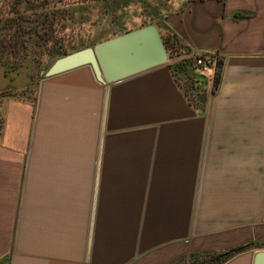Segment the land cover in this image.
<instances>
[{
  "label": "crops",
  "instance_id": "obj_1",
  "mask_svg": "<svg viewBox=\"0 0 264 264\" xmlns=\"http://www.w3.org/2000/svg\"><path fill=\"white\" fill-rule=\"evenodd\" d=\"M248 6L184 0L156 24L224 60L205 107L172 71L185 53L117 83L83 66L40 77L35 100L0 96V264H168L237 243L264 156V26L256 10L233 17ZM24 71L0 66V93L29 87ZM255 252L220 264H253Z\"/></svg>",
  "mask_w": 264,
  "mask_h": 264
},
{
  "label": "rangeland",
  "instance_id": "obj_2",
  "mask_svg": "<svg viewBox=\"0 0 264 264\" xmlns=\"http://www.w3.org/2000/svg\"><path fill=\"white\" fill-rule=\"evenodd\" d=\"M182 1L184 0H105L99 3H93L86 6V8L84 9H76V11L74 12V22L69 31L59 32V24L56 25L55 23L54 26H56L58 30L52 28L51 32L53 31L55 33L50 32V36H54V38L56 36H62L65 40L76 46H79L82 43H87L88 46H93L94 39H99L102 37L110 38L124 33L125 31H130L149 23L157 24L161 16L165 15L164 13H168V11L180 7ZM241 1L244 4H248L249 8L240 9L238 11H240L242 15L245 13L247 14L248 12L252 13L251 10L258 11V13H256L255 15L256 20H258V22L264 26V0ZM51 20L54 21L55 19ZM0 25H2L1 19ZM53 53L54 52H52L51 48L48 49L47 47L39 52H36V54L38 55L37 59H35L36 63H33V59H30L28 56L26 57L24 54H22V56L26 57V59L24 60V62H26H22L24 64L20 68H24L25 71L27 68L28 71H31L33 73L34 78L33 83L29 87L15 93L22 95L27 92L26 94H28L33 100H35L37 89L36 86L39 82L40 77L42 78L45 76L44 73L40 74V70L47 71L48 68L51 67V65L54 63V61L59 58L56 57L57 55L55 54L52 55ZM20 60L21 59L15 58L9 59L7 62L8 64H17L21 62ZM170 61L171 59L169 60V62ZM221 61L222 63L220 66V79L216 84L214 78L213 82L210 85L208 83V79L193 70V67L189 68L188 63H185V65H183V69H190L193 74V80L187 79L188 76L185 75L183 70L178 73V79L176 80L182 86V88H184L185 91L188 88V92L193 91L195 93V95H192V93L190 96L188 95L190 100L194 99L193 102L195 103V105L199 104L200 106L205 107L207 103L206 101L208 99V94L215 95L217 93L220 87L224 70V60ZM4 82L6 81H0V83ZM2 93L13 94L14 92H12V90H7L6 92ZM2 93H0V96ZM244 111H246V113L244 112L245 115H248V110L246 109ZM232 112V115L240 116L241 110H236V114H234V111ZM255 113L256 109H254L253 115H256ZM257 115L264 116V107L257 110ZM261 152L264 153V149L261 150ZM252 183V203L250 205H247V211L245 213L243 212L244 207H242V211H240L241 206H238L239 216L237 220V233L239 234L237 237V243L235 245L221 250L204 249L191 251L189 253L180 255L178 258L170 261L168 264H190L192 260L191 255L193 254L198 256L196 258L197 260L203 257H211L214 260H221L224 258L225 260L235 253L243 251L245 249L264 247V218L261 217V197L263 190L262 186L264 183V156L253 158ZM250 220L251 222H249ZM157 223L159 229V222ZM256 242H258L259 244L255 245Z\"/></svg>",
  "mask_w": 264,
  "mask_h": 264
},
{
  "label": "trees",
  "instance_id": "obj_3",
  "mask_svg": "<svg viewBox=\"0 0 264 264\" xmlns=\"http://www.w3.org/2000/svg\"><path fill=\"white\" fill-rule=\"evenodd\" d=\"M102 1L105 0H0V19L2 21V25H0V66L5 67L7 71L17 70L26 62H24V60L27 56L33 59V63H36L35 59L38 57L36 52L41 51L45 47L48 49L51 48L52 52H54L52 55L55 54L57 55L56 57H60L88 46L87 43H82L79 46L72 45L62 36H56L55 38L54 36L51 37L50 32L52 28L58 30V28L54 26L55 23L56 25L59 24V32L69 31L74 22V12L76 9H84L90 4ZM251 15H253V13L248 12L242 15L240 11H236L233 17L236 19H243ZM51 19L55 20L52 21ZM51 33L55 32L52 31ZM162 37L170 58L187 53L191 50V48L183 43L175 34ZM104 39L107 38L102 37L94 39L93 45ZM22 54L26 57L22 56ZM15 58L21 59V62L17 64H8L7 61L9 59ZM185 63H188L189 68L192 67V62L190 60H183L173 63L171 65L172 71L176 79H178V73L183 70L185 75L188 76L187 79L193 80V74L190 69H183ZM219 63L215 84L220 79V66L222 61L220 60ZM185 92L189 96L191 93L195 95L193 91L188 92V88ZM7 95L19 94H1V96ZM193 100L191 101L195 104ZM197 106L200 105L198 104ZM258 244V242L255 243V245ZM197 257L198 256L195 254L191 255L192 260L190 264H220L224 260V258L221 260H214L211 257H203L197 260Z\"/></svg>",
  "mask_w": 264,
  "mask_h": 264
},
{
  "label": "water",
  "instance_id": "obj_4",
  "mask_svg": "<svg viewBox=\"0 0 264 264\" xmlns=\"http://www.w3.org/2000/svg\"><path fill=\"white\" fill-rule=\"evenodd\" d=\"M169 60L159 28L156 23H149L62 55L43 73L50 77L90 66L98 82L112 84L166 65ZM252 250H256L253 264H264V247Z\"/></svg>",
  "mask_w": 264,
  "mask_h": 264
},
{
  "label": "built area",
  "instance_id": "obj_5",
  "mask_svg": "<svg viewBox=\"0 0 264 264\" xmlns=\"http://www.w3.org/2000/svg\"><path fill=\"white\" fill-rule=\"evenodd\" d=\"M182 59L190 60L192 62L193 70L206 78L214 80L216 72L219 68L220 55L218 52H200L190 50L184 54ZM182 59L181 61H183Z\"/></svg>",
  "mask_w": 264,
  "mask_h": 264
}]
</instances>
